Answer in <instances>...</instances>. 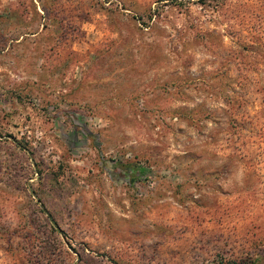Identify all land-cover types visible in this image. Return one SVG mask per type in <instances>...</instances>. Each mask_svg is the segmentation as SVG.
<instances>
[{"label":"rangeland","instance_id":"1","mask_svg":"<svg viewBox=\"0 0 264 264\" xmlns=\"http://www.w3.org/2000/svg\"><path fill=\"white\" fill-rule=\"evenodd\" d=\"M263 261L264 0H0V264Z\"/></svg>","mask_w":264,"mask_h":264},{"label":"trees","instance_id":"2","mask_svg":"<svg viewBox=\"0 0 264 264\" xmlns=\"http://www.w3.org/2000/svg\"><path fill=\"white\" fill-rule=\"evenodd\" d=\"M134 167L131 169V171L134 172V177H131V180L133 181L134 179L133 178H136L137 176H140L143 174L144 172V169H142L141 167L139 166H135L133 165ZM263 264H264V261H263Z\"/></svg>","mask_w":264,"mask_h":264},{"label":"built area","instance_id":"3","mask_svg":"<svg viewBox=\"0 0 264 264\" xmlns=\"http://www.w3.org/2000/svg\"><path fill=\"white\" fill-rule=\"evenodd\" d=\"M151 182H152L151 180H147V184L150 185ZM133 184H134L135 187H139V183H138V181H134Z\"/></svg>","mask_w":264,"mask_h":264}]
</instances>
